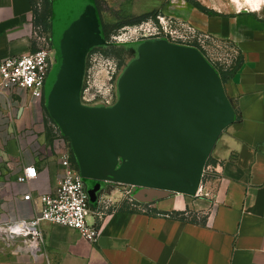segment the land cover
<instances>
[{"label": "crops", "instance_id": "0c3cea01", "mask_svg": "<svg viewBox=\"0 0 264 264\" xmlns=\"http://www.w3.org/2000/svg\"><path fill=\"white\" fill-rule=\"evenodd\" d=\"M196 1L209 12L189 0H169L163 15L229 44L238 55L224 83L236 121L222 133L207 166L214 197L169 193L133 203L128 190L137 198L142 189L118 180L132 171L118 155L100 178L85 179L95 199L89 220L101 228L98 240L43 221L40 239H21V251L14 252L18 264H264V0ZM35 27L31 0H0V63L38 48ZM54 70L41 99L21 88L0 93V224L31 221L41 211V196L58 187L62 154L69 153L79 168L72 143L59 153L50 137L52 128L68 137L50 110ZM30 166L39 176L19 182Z\"/></svg>", "mask_w": 264, "mask_h": 264}, {"label": "water", "instance_id": "95a60500", "mask_svg": "<svg viewBox=\"0 0 264 264\" xmlns=\"http://www.w3.org/2000/svg\"><path fill=\"white\" fill-rule=\"evenodd\" d=\"M62 18L53 26V47L61 58L70 37L57 36L58 29L76 34L83 28L80 23L70 27ZM99 37L100 30L83 41L90 47ZM81 58L78 82L75 77L68 84L65 66L58 67L47 94L83 177L100 178L101 170L120 155L130 161L132 171L118 180L136 191L141 188L138 200L153 201L169 193L194 195L215 145L236 121L218 69L200 49L163 41L145 65L125 77L114 108L93 110L79 100L85 65Z\"/></svg>", "mask_w": 264, "mask_h": 264}, {"label": "rangeland", "instance_id": "374dc122", "mask_svg": "<svg viewBox=\"0 0 264 264\" xmlns=\"http://www.w3.org/2000/svg\"><path fill=\"white\" fill-rule=\"evenodd\" d=\"M36 1L37 8L42 11L45 6L44 0ZM53 4L56 18L61 15L67 16L83 26L82 31L76 34H71L66 28L63 31L58 29L57 36H69L70 40L66 43L63 58L57 54V51L54 52V69L65 66L66 82L73 83L75 77L78 82L82 69L81 57H84V79L79 100L81 106L89 109L114 108L121 99V88L125 77L137 67L145 65L151 52L159 47L160 42L166 41L172 45L200 49L218 70L230 71L238 58L229 44L219 42L212 37L201 36L180 21L169 18L163 20L162 11L169 4V0H53ZM147 14L150 16L142 19ZM100 21L120 25L109 38L118 45L111 46V43L103 37H99L90 47L83 41L88 34L99 31ZM54 23L52 18L50 30L45 29L43 24L36 25L48 35L52 47ZM115 36L118 37L117 40ZM86 48L88 49L84 56ZM120 49H124L122 58L115 53ZM104 50H109L111 53L106 55L103 53ZM50 137L59 153L65 152L71 142L55 128L50 130ZM208 164L209 162L205 166L197 192L192 195L203 200H211L214 197L213 177L210 170L206 169ZM88 183L86 188L92 203L95 199L91 196L92 186ZM154 196L159 195L155 193ZM189 213L188 215L192 216ZM15 251H21V238L9 241L5 234H0V264H18Z\"/></svg>", "mask_w": 264, "mask_h": 264}, {"label": "built area", "instance_id": "2783aa9c", "mask_svg": "<svg viewBox=\"0 0 264 264\" xmlns=\"http://www.w3.org/2000/svg\"><path fill=\"white\" fill-rule=\"evenodd\" d=\"M164 17L161 18L165 20L166 17ZM190 29L194 30L191 27ZM117 38L115 36V40ZM35 39L38 43V48L35 51L9 56L1 61V94H8L13 88H21L29 91L36 99L43 97L54 65L55 55L54 49L50 45V39L41 27H35ZM61 164L63 173L58 181V187L54 193L41 196V211L31 221L18 220L0 224L1 235L5 234L9 241L21 238L23 241L32 239L33 242H36L42 237V232L39 229L41 222L49 221L56 225L77 229L89 241L98 240L101 228L89 220L92 215V207L86 180L80 169L73 165L69 153L61 155ZM206 169L210 170V167ZM38 176L37 168L30 166L26 167L24 172L18 176V180L19 182H29ZM127 195L133 203L136 201L140 203L133 195L132 189L128 190ZM25 198L30 199L31 195H26ZM96 214L100 218L104 216V212H96Z\"/></svg>", "mask_w": 264, "mask_h": 264}, {"label": "trees", "instance_id": "16d2710c", "mask_svg": "<svg viewBox=\"0 0 264 264\" xmlns=\"http://www.w3.org/2000/svg\"><path fill=\"white\" fill-rule=\"evenodd\" d=\"M32 4H33V8H34V13H35V19H36V25L37 24H43L45 26V29L50 30L52 28V24H51V19L53 17V0H44V9L42 11H39V9L37 8V1L36 0H31ZM190 2H192L196 7L200 8L201 10H205L208 11L207 8L203 7L199 2H197L196 0H189ZM209 12V11H208ZM148 16H150L149 14L144 15L142 17V19H146ZM141 19V20H142ZM120 25H112V24H106L105 27L111 28V29H115V31L118 29ZM110 35H108V39L110 38ZM104 54L109 55L111 52L109 50H104L103 51ZM117 54V56H119L120 58L123 57L124 55V49H120L119 51L115 52ZM221 78L223 80V83L226 82V80L228 79V77L233 73L234 69L229 70H218ZM207 162H213L212 157L210 156Z\"/></svg>", "mask_w": 264, "mask_h": 264}, {"label": "flooded vegetation", "instance_id": "af4514ba", "mask_svg": "<svg viewBox=\"0 0 264 264\" xmlns=\"http://www.w3.org/2000/svg\"><path fill=\"white\" fill-rule=\"evenodd\" d=\"M95 3V2H94ZM95 6H96V4H95ZM97 9V8H96ZM53 19H54V22L56 21V16H54V15H56V10L54 9V4H53ZM98 12V11H97ZM62 17H64V18H66V19H64V18H62V20L64 21V23H66L67 25H70V27H72V26H78V25H80V24H78V22H76L75 20H73L72 18H69V17H67V16H63L62 15ZM105 25H106V23H104V22H102L101 23V21H100V33H101V36L106 40V41H109L110 43H111V46H114L115 44H117L118 45V43L117 42H114V41H110V39H108L107 37H108V35L109 34H111L112 35V33H113V31H115V29H111V28H106L105 27ZM54 26V25H53ZM78 31V29H76L74 32H77ZM79 32V31H78ZM111 35H110V37H111ZM92 50H94V48L92 49ZM141 203H144V201H141V200H139Z\"/></svg>", "mask_w": 264, "mask_h": 264}]
</instances>
